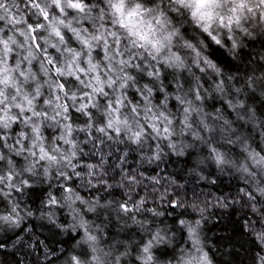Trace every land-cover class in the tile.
I'll list each match as a JSON object with an SVG mask.
<instances>
[{
    "label": "clouds",
    "instance_id": "9594fccd",
    "mask_svg": "<svg viewBox=\"0 0 264 264\" xmlns=\"http://www.w3.org/2000/svg\"><path fill=\"white\" fill-rule=\"evenodd\" d=\"M0 264H264V0H0Z\"/></svg>",
    "mask_w": 264,
    "mask_h": 264
}]
</instances>
